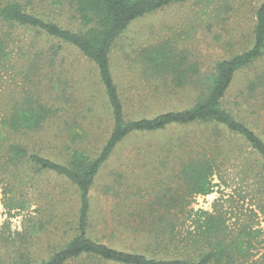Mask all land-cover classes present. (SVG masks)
I'll return each mask as SVG.
<instances>
[{"label": "rangeland", "instance_id": "obj_1", "mask_svg": "<svg viewBox=\"0 0 264 264\" xmlns=\"http://www.w3.org/2000/svg\"><path fill=\"white\" fill-rule=\"evenodd\" d=\"M18 1L25 7L29 5L28 9L32 7L38 13L50 15L65 27L77 24L67 5L58 10L40 0ZM262 1L187 0L133 22L114 41L110 53L111 72L125 118L153 117L190 106L199 94L202 86L199 83L212 73L215 63L250 46L254 12ZM15 38L10 58L0 64V121L8 105L15 101L31 98L48 103L55 99L56 105L67 110H60L54 121L48 118L37 131L16 134L14 141L52 160L64 156L70 141L94 156L112 128L110 110L94 65L77 51L65 49L53 65L61 71L56 81L46 65L48 53L40 54L54 43L35 32L22 30L15 32ZM151 48L170 49L183 59L188 76L184 86L175 87L169 81L157 85V79L151 77L141 61ZM35 66L45 68L33 73L31 68ZM191 68L196 75H191ZM260 70L264 71L262 62L240 72L224 99L225 108L244 118L257 132L264 128L262 99L252 109L236 103L241 101L238 92L244 91L246 80ZM53 83L58 86L56 89L52 88ZM60 131L62 134H58ZM73 132L78 138H72ZM211 136L210 127L197 124L127 137L99 171L90 190V236L114 247L139 250L142 245L138 246V242L147 244L150 236L148 240L146 237L133 240L126 235L132 233L118 230L111 237L112 225L126 220L132 223L130 213L123 212L121 205L131 212L137 204L161 201L163 208L173 205L169 213L157 206L162 211L150 217L144 213L145 221L162 213L165 220H172V232L179 238L196 232L194 221L198 218L219 216L225 223L226 239L232 249L240 245L230 264H264V195L257 193L252 173L236 165L242 159L234 161L230 157L228 162L223 161L212 178L209 194L195 195L188 189V174L182 173V165L194 157L192 151L196 149L206 156L213 152L222 161ZM122 200H126L124 204ZM23 203L25 208L21 206ZM77 205L76 190L66 180L51 173L36 174L23 162L9 168L0 160V264L46 259L75 234ZM193 250L189 246L175 247L169 254L184 255ZM140 252L147 254L141 249Z\"/></svg>", "mask_w": 264, "mask_h": 264}, {"label": "trees", "instance_id": "obj_2", "mask_svg": "<svg viewBox=\"0 0 264 264\" xmlns=\"http://www.w3.org/2000/svg\"><path fill=\"white\" fill-rule=\"evenodd\" d=\"M40 1L47 2L58 10H62L67 5L74 14L76 26L65 27L54 18H50V15L38 13L31 6L28 9L29 5L25 7L18 0H0V64L11 56V46L16 44L17 30L35 32L48 42L54 43L50 49H44L40 54L45 56L48 53L46 65L51 68V76L55 75L56 81H59L61 71L53 68L55 60L65 49L77 51L96 69L110 110L112 128L94 156H90L87 151L70 141L65 148L64 156L52 160L37 152L28 151L15 142L14 137L18 133L37 131L48 121V118L54 121V116L60 110L64 111L67 108L56 105L55 99L48 104L37 99L33 101L31 98H24L21 102L11 103L4 111L0 121V160L9 168L23 162L36 174L51 173L66 180L75 188L78 200L75 234L46 259L22 264L233 263L235 252L239 250L240 245L232 249V244L226 239L227 229L221 217L206 215L205 219L198 218L194 221L197 224L195 233L177 238L172 232L174 228L172 220H165L162 213L155 216L156 219L152 216L151 221H145L143 217L144 213L150 214L148 215L150 217L162 211L157 208V206L163 208L161 201L147 205L137 204L131 212L121 205L123 212L130 213L132 223L127 220L125 223L117 222L112 225V234H109L114 237L116 235L114 232L120 230L122 233H132L126 235L131 236L133 240L140 237L143 240L150 236V242L147 244L138 242V246L142 245L141 251L147 254L140 252V249L125 250L92 238L89 234L92 217L90 190L99 171L115 149L130 135L156 133L170 127L200 124L211 128V141L215 149L220 150L222 161H218L213 152L206 156L204 152L191 150V153H195L194 157H190L182 165V173L188 174L186 181L190 192L195 195L209 194L213 188L212 178L218 174L225 160L228 162L229 158L233 157L234 161L242 159L241 164L236 165L252 173L256 180L257 193L264 195V128L261 132H257L244 118L231 113L224 106V99L232 88L236 76L246 68H251L259 62L264 63V0L254 12L255 23L250 46L238 54L216 62L212 73L199 83L202 85L199 94L190 106L135 120L125 118L123 102L111 72L110 53L113 43L136 20L187 0ZM141 61L151 77L157 79V85L161 81L164 83L169 81L175 87H182L188 82L183 59L170 49L151 48L145 51ZM60 63H58L59 69H61ZM46 65L44 64L45 67ZM44 66L40 68L35 66L31 69L33 73L42 72ZM190 71L191 75L197 74L193 68ZM53 87L56 89L58 86L53 83ZM238 93L241 95V101L237 102V105L243 104L252 109L258 106L256 103L261 98L264 109V71L260 70L251 80H246L244 91ZM66 124L71 127L70 124ZM61 132L58 134H62ZM77 135L75 132L71 134L72 138H78ZM125 201L121 202L124 204ZM21 206L25 208L26 204L23 203ZM170 207H173L171 203L163 208V212L169 213ZM118 227L122 229H117ZM144 231L147 233L143 234ZM185 246L194 250L184 255L169 254V250L175 247L183 249ZM149 250H157L159 253L152 251L150 253Z\"/></svg>", "mask_w": 264, "mask_h": 264}]
</instances>
